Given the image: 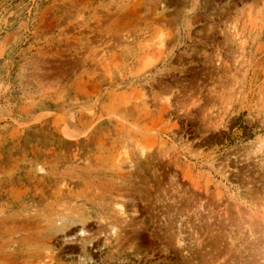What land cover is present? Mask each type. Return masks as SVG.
Listing matches in <instances>:
<instances>
[{
	"label": "rangeland",
	"instance_id": "1",
	"mask_svg": "<svg viewBox=\"0 0 264 264\" xmlns=\"http://www.w3.org/2000/svg\"><path fill=\"white\" fill-rule=\"evenodd\" d=\"M0 264H264V0H0Z\"/></svg>",
	"mask_w": 264,
	"mask_h": 264
},
{
	"label": "bare ground",
	"instance_id": "2",
	"mask_svg": "<svg viewBox=\"0 0 264 264\" xmlns=\"http://www.w3.org/2000/svg\"><path fill=\"white\" fill-rule=\"evenodd\" d=\"M144 154H145V150H144V148H140L139 149V152H138V157H143L144 156Z\"/></svg>",
	"mask_w": 264,
	"mask_h": 264
}]
</instances>
